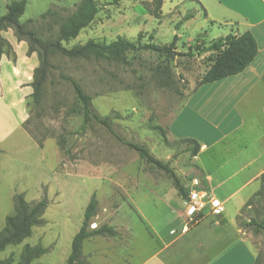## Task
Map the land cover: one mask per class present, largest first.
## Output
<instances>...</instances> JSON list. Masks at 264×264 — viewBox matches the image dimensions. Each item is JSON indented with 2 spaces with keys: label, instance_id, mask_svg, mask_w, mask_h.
Masks as SVG:
<instances>
[{
  "label": "rangeland",
  "instance_id": "1",
  "mask_svg": "<svg viewBox=\"0 0 264 264\" xmlns=\"http://www.w3.org/2000/svg\"><path fill=\"white\" fill-rule=\"evenodd\" d=\"M10 1L0 4V15ZM80 1L26 0L20 22L42 38L53 37L62 19ZM96 1L99 12L93 22L77 38L63 43L65 47L88 40L110 43L117 37L168 45L178 35L175 51L183 55L169 60L151 51H139L127 55L128 65L52 58L57 70L47 77L38 105L32 98L27 102L28 118L22 125L27 136L17 131L0 143V230L6 217L14 213L15 196L20 195L28 204L47 201L30 236L0 252L4 264H18L25 245L44 250L31 264H66L93 194L96 215L88 222V229L107 226L115 236L86 239L79 264H127L155 233L149 225L166 232L179 222L172 221L173 217L185 226L196 222L187 219L183 199L165 173L146 168L133 149L101 125L90 122L81 130L80 106L71 85L59 75L80 84L99 116L118 115L111 127L122 140L142 145L156 159L168 162L185 186L194 178L199 184L194 157L183 152L186 145L172 137L169 126L194 91L204 65H210L215 57L214 53L196 51L209 45L204 38L210 41L220 36V28L199 17L175 29L186 14L193 19L202 15L195 2L183 3L170 12L171 4L165 3L163 16L157 20L147 15L154 9L153 0ZM154 127L163 129L165 136ZM248 201L251 205H245L236 216L239 227L251 218L264 222V188L259 187ZM241 228L251 234L258 264H264V233L253 235L250 229ZM179 232L180 226L169 228L170 234Z\"/></svg>",
  "mask_w": 264,
  "mask_h": 264
},
{
  "label": "crops",
  "instance_id": "2",
  "mask_svg": "<svg viewBox=\"0 0 264 264\" xmlns=\"http://www.w3.org/2000/svg\"><path fill=\"white\" fill-rule=\"evenodd\" d=\"M190 2L202 9V15L185 26L203 17L208 25L220 28L214 39L247 31L257 44V55L241 73L198 87L169 126L173 138L199 143L194 156L200 171L198 188L219 201L223 211L213 214L207 205L191 226L173 217L179 222L170 227L180 226L179 233L149 225L155 233L127 264H255L252 236L237 225L236 216L261 188L264 174V0H164L161 15L165 3L171 4L170 12ZM204 39L208 44L214 40ZM0 46L1 143L17 131L27 136L22 125L28 118L27 102L39 60L11 28L0 30ZM209 66L204 65L200 77Z\"/></svg>",
  "mask_w": 264,
  "mask_h": 264
},
{
  "label": "trees",
  "instance_id": "3",
  "mask_svg": "<svg viewBox=\"0 0 264 264\" xmlns=\"http://www.w3.org/2000/svg\"><path fill=\"white\" fill-rule=\"evenodd\" d=\"M164 0H153L154 9L149 14L157 20L161 17V5ZM6 12L0 15V30L7 28L13 29L15 35L20 40H25L29 45L30 52L37 54L39 65L33 71V80L31 87L33 93L31 98L33 103L38 105L47 77L57 67L52 63L53 57H61L71 61H107L117 65H128L127 55L139 51H151L159 55L165 56L166 59L172 60L183 54L175 51V44L178 36L174 35L172 41L168 45H156L154 43L141 44L139 41L130 42L122 37H117L110 43L96 42L88 40L84 44L75 45L67 48L63 43H67L77 38L79 33L87 28L95 19L99 12V6L96 0H81L75 5L74 10L62 19L55 36L50 38H42L32 29H27L25 23L20 22L26 9V0H11L5 7ZM205 14V13H204ZM190 14H186L181 21L177 22L175 29L191 19ZM28 22H31L30 20ZM203 52L214 53L215 57L211 61L208 70L200 77L194 91L201 85L215 82L223 78L237 75L241 73L257 55V44L254 37L249 32H243L240 35L227 34L223 37L215 39L201 50H197L196 54ZM185 55V54H184ZM1 58V46H0ZM59 77L69 83L72 87L76 102L79 104L82 114L81 130H85L90 122H95L104 127L118 141L133 149L143 161L146 168L157 170L165 173L172 181L178 195L186 200L189 195V187L183 184L182 179L170 167L168 162L156 159L146 147L122 140L112 129V119H118L116 113L101 117L91 107V98L88 96L80 84L70 76L60 73ZM167 84V83H164ZM162 136H165L164 130L154 127ZM181 143L185 144L183 152L196 156L199 152L200 145L193 139H181ZM191 180V179H190ZM261 189L264 188V174L260 177ZM259 193V192H258ZM14 213L5 219V227L0 230V252L10 245H18L24 239L28 238L31 228L37 225L39 218L47 207V201L41 199L33 204L26 203L23 198L18 195L14 198ZM247 207L251 205V201L245 204ZM97 202L94 194L91 196L84 214L80 229L74 235L71 243V251L67 258L66 264H79L81 261L82 243L94 236H115L112 228L101 226L95 229H88V222L96 215ZM243 228L250 229L253 235L264 233V222L256 221L251 218L247 222L239 224ZM44 253V250L37 247H29L25 245L21 253L18 264H31L33 260ZM0 264H4L0 261ZM255 264H258L256 259Z\"/></svg>",
  "mask_w": 264,
  "mask_h": 264
},
{
  "label": "built area",
  "instance_id": "4",
  "mask_svg": "<svg viewBox=\"0 0 264 264\" xmlns=\"http://www.w3.org/2000/svg\"><path fill=\"white\" fill-rule=\"evenodd\" d=\"M185 207V215L189 221H194L195 217L201 213L208 205L213 214H220L223 209L219 201L210 198L207 193L198 188V181L192 180L189 195L186 200L183 201Z\"/></svg>",
  "mask_w": 264,
  "mask_h": 264
}]
</instances>
